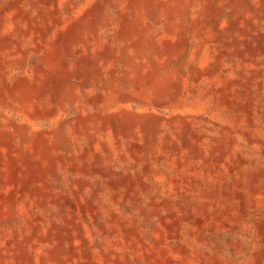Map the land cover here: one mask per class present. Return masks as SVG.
I'll return each mask as SVG.
<instances>
[{"label": "bare ground", "instance_id": "obj_1", "mask_svg": "<svg viewBox=\"0 0 264 264\" xmlns=\"http://www.w3.org/2000/svg\"><path fill=\"white\" fill-rule=\"evenodd\" d=\"M263 62L264 0H0V264L260 263Z\"/></svg>", "mask_w": 264, "mask_h": 264}, {"label": "rangeland", "instance_id": "obj_2", "mask_svg": "<svg viewBox=\"0 0 264 264\" xmlns=\"http://www.w3.org/2000/svg\"><path fill=\"white\" fill-rule=\"evenodd\" d=\"M264 63V62H263ZM80 146H84V141H80ZM251 158V163L256 166L258 161H259V157H250ZM209 175V174H208ZM210 176V175H209ZM227 237V238H226ZM226 237H215V243L217 244L219 249H224L226 243L231 241V237L226 236ZM259 252V251H258ZM258 263V262H257ZM258 264H264V257H261V261Z\"/></svg>", "mask_w": 264, "mask_h": 264}]
</instances>
